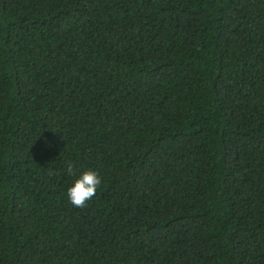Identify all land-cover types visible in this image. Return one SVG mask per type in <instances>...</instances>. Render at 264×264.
Segmentation results:
<instances>
[{
	"label": "trees",
	"instance_id": "obj_1",
	"mask_svg": "<svg viewBox=\"0 0 264 264\" xmlns=\"http://www.w3.org/2000/svg\"><path fill=\"white\" fill-rule=\"evenodd\" d=\"M0 264H264V0H0Z\"/></svg>",
	"mask_w": 264,
	"mask_h": 264
},
{
	"label": "clouds",
	"instance_id": "obj_2",
	"mask_svg": "<svg viewBox=\"0 0 264 264\" xmlns=\"http://www.w3.org/2000/svg\"><path fill=\"white\" fill-rule=\"evenodd\" d=\"M66 168L70 175H77V169L74 167L72 161L69 160L67 162ZM101 183L102 180L97 171L93 168L84 169L67 189V198L69 202L77 208L86 207L88 202L96 195L97 189Z\"/></svg>",
	"mask_w": 264,
	"mask_h": 264
}]
</instances>
